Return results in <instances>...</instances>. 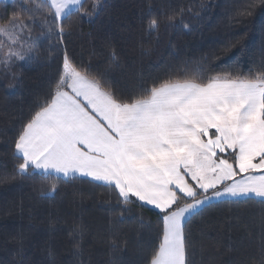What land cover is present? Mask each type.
<instances>
[{
    "label": "trees",
    "instance_id": "trees-1",
    "mask_svg": "<svg viewBox=\"0 0 264 264\" xmlns=\"http://www.w3.org/2000/svg\"><path fill=\"white\" fill-rule=\"evenodd\" d=\"M37 2L0 0V24L16 15L31 28L0 47V264H148L162 230L159 210L134 197L123 204L114 189L87 178L17 175L15 139L58 79L65 51L90 77L102 76L106 90L124 97L153 81L183 79L185 67L189 76L197 66L206 76L264 71V4L256 0L250 14L240 15L251 0H99L95 10L94 0H83L60 34L46 10L29 20L22 5ZM153 19L159 31L149 35ZM10 50L17 55L9 59ZM52 184L54 198H45ZM227 200L240 202L213 201L187 225L190 264H258L264 205L257 198ZM113 236L121 242L115 252Z\"/></svg>",
    "mask_w": 264,
    "mask_h": 264
},
{
    "label": "snow or ice",
    "instance_id": "snow-or-ice-1",
    "mask_svg": "<svg viewBox=\"0 0 264 264\" xmlns=\"http://www.w3.org/2000/svg\"><path fill=\"white\" fill-rule=\"evenodd\" d=\"M98 6L94 0L93 10ZM255 6L251 0L239 14ZM22 8L32 23L36 12L46 10L63 34V22L80 12L83 0H38ZM26 28L31 31L13 15L0 25V37L15 43ZM158 31V21L151 20L148 34ZM13 55L10 50L9 59ZM111 60H117L115 51ZM183 71V79L153 81L141 85L140 94L117 96L104 88L102 76L90 77L65 51L58 79L15 139L13 156L21 161L16 174L65 182L87 177L114 189L123 204L134 197L153 206L162 230L148 264H190L185 229L193 216L214 200L240 202L225 197L257 198L264 205V71ZM56 190L52 184L43 196L54 198ZM82 236L75 240L78 252ZM110 244L114 252L121 248L115 236ZM258 264H264V250Z\"/></svg>",
    "mask_w": 264,
    "mask_h": 264
},
{
    "label": "rangeland",
    "instance_id": "rangeland-1",
    "mask_svg": "<svg viewBox=\"0 0 264 264\" xmlns=\"http://www.w3.org/2000/svg\"><path fill=\"white\" fill-rule=\"evenodd\" d=\"M3 1H10V0H3ZM0 25H7V24H0ZM24 32H25V29H24V31H23V34H24ZM22 34V33H21ZM19 37H20V35H19ZM3 38V48H4V50H5V44L6 45H8V44H10V43H13V42H11L10 40H8L6 37H2ZM5 39H6V42H5Z\"/></svg>",
    "mask_w": 264,
    "mask_h": 264
},
{
    "label": "crops",
    "instance_id": "crops-1",
    "mask_svg": "<svg viewBox=\"0 0 264 264\" xmlns=\"http://www.w3.org/2000/svg\"><path fill=\"white\" fill-rule=\"evenodd\" d=\"M82 178H87V177H82ZM237 178H239V177H237ZM87 179H89V178H87ZM225 198H233V197H225ZM225 198H223V199H225ZM237 198H240V197H237ZM214 201H216V200H214ZM142 203V202H141ZM146 205V204H145ZM147 206H149V207H152V208H154L153 206H151V205H147ZM155 209V208H154ZM158 210V209H157Z\"/></svg>",
    "mask_w": 264,
    "mask_h": 264
}]
</instances>
